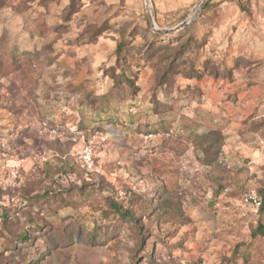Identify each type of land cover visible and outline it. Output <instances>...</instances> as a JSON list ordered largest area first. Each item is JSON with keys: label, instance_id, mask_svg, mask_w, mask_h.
I'll return each instance as SVG.
<instances>
[{"label": "rangeland", "instance_id": "rangeland-1", "mask_svg": "<svg viewBox=\"0 0 264 264\" xmlns=\"http://www.w3.org/2000/svg\"><path fill=\"white\" fill-rule=\"evenodd\" d=\"M250 189L264 0H0V264H264Z\"/></svg>", "mask_w": 264, "mask_h": 264}, {"label": "trees", "instance_id": "trees-1", "mask_svg": "<svg viewBox=\"0 0 264 264\" xmlns=\"http://www.w3.org/2000/svg\"><path fill=\"white\" fill-rule=\"evenodd\" d=\"M154 37V38H153ZM152 38V40H154V43H156V44H163L164 43V41H162V40H164V38H162L161 39V35H155V36H153ZM156 37V38H155ZM174 39H177V36L174 38ZM194 42H195V40L193 41V39H192V36H190L189 38H187V40L185 41V43H184V45H183V47L181 48V49H184V51L186 52L188 49H190L191 47H192V45L194 44ZM166 43H168V42H166ZM189 43V44H188ZM121 53V44H119L118 45V47H117V49H116V54H120ZM181 59V55H180V51H178V53L177 54H175V55H173L172 56V58H171V60H173V63L174 62H176V60H180ZM169 69H170V66H169ZM122 74H124V73H122ZM122 80L123 79H126V81H128L129 79L128 78H126V76L124 75V76H122V78H121ZM88 99H90V98H88ZM107 99H113L110 95H106V96H104L103 98H102V100H104L105 102L107 101ZM92 102V101H91ZM104 102V103H105ZM100 112L102 111V109H103V107L100 105ZM258 193H260V194H263V192L262 191H259V192H257L256 194H258ZM259 195V194H258ZM257 195V196H258ZM259 197V196H258ZM26 199V198H25ZM259 199H260V206H259V208H258V210H259V212L260 213H264V197H262V198H260L259 197ZM243 201V200H242ZM113 207H114V209H115V211L118 213L119 211H120V208L118 207V206H116V205H114L113 204ZM20 209H17L16 211H14V212H12V211H8V210H6V209H3V220H4V225H7V223L8 222H13L14 220L16 221V222H18V221H20V217H19V214H17V213H19L20 211H19ZM124 214H126L125 212H124ZM122 215V214H121ZM10 218H12L13 220H11ZM12 224V223H11ZM259 231H260V234H262V232H263V227L262 226H259ZM16 239H17V242H20V241H23V240H26V232H21V233H19L18 235H17V237H16ZM93 239H94V237H92V236H89L88 237V239H87V241H89V242H92L93 241ZM15 245H16V243H15ZM13 249H14V247H13Z\"/></svg>", "mask_w": 264, "mask_h": 264}, {"label": "built area", "instance_id": "built-area-1", "mask_svg": "<svg viewBox=\"0 0 264 264\" xmlns=\"http://www.w3.org/2000/svg\"><path fill=\"white\" fill-rule=\"evenodd\" d=\"M81 161L86 165L88 169L91 168V152H84L81 156ZM243 203L247 204L255 209L260 206V199L253 189L248 190L243 196Z\"/></svg>", "mask_w": 264, "mask_h": 264}, {"label": "water", "instance_id": "water-1", "mask_svg": "<svg viewBox=\"0 0 264 264\" xmlns=\"http://www.w3.org/2000/svg\"><path fill=\"white\" fill-rule=\"evenodd\" d=\"M150 0H145V5H146V9L148 10V5H149ZM198 10L196 12H194V14L189 18V20L183 24H181L180 26H178V28L176 30H180L182 28H184L185 26H187L194 18V16L197 14ZM148 14V19H149V23L152 24V17L150 15V12L147 11Z\"/></svg>", "mask_w": 264, "mask_h": 264}]
</instances>
